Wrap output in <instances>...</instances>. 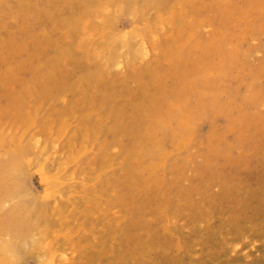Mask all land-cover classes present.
Returning <instances> with one entry per match:
<instances>
[{
	"label": "rangeland",
	"instance_id": "obj_1",
	"mask_svg": "<svg viewBox=\"0 0 264 264\" xmlns=\"http://www.w3.org/2000/svg\"><path fill=\"white\" fill-rule=\"evenodd\" d=\"M0 248L264 264V0H0Z\"/></svg>",
	"mask_w": 264,
	"mask_h": 264
},
{
	"label": "bare ground",
	"instance_id": "obj_2",
	"mask_svg": "<svg viewBox=\"0 0 264 264\" xmlns=\"http://www.w3.org/2000/svg\"><path fill=\"white\" fill-rule=\"evenodd\" d=\"M44 6V5H43ZM115 12V11H114ZM113 17V16H112ZM139 17V16H138ZM160 17V16H159ZM116 19V18H115ZM85 22V21H84ZM108 22V21H107ZM86 23V22H85ZM87 24V23H86ZM84 26V25H83ZM86 26V25H85ZM141 26V25H140ZM88 27V26H87ZM86 27V28H87ZM104 29V28H103ZM101 29V31H99V32H103L104 30H106V29ZM107 29H109V28H107ZM154 29V28H153ZM103 30V31H102ZM132 30V29H131ZM133 32V31H132ZM98 33V32H97ZM96 33V34H97ZM100 33V34H101ZM106 33V32H105ZM104 33V34H105ZM107 33H109V32H107ZM126 33V32H125ZM136 33V32H135ZM150 33V32H149ZM99 34V35H100ZM137 34V33H136ZM139 34V36H140V32L138 33ZM116 35V34H115ZM118 35H120V33L118 34ZM97 36V35H96ZM142 36V35H141ZM104 37H106V36H104ZM125 37H126V35L125 34H122L121 36H120V39H125ZM100 38V37H99ZM99 38H97V39H99ZM102 38H103V36H102ZM115 38V37H114ZM118 38V37H117ZM106 39V38H105ZM112 39V38H111ZM122 40H120V41H122ZM143 40V39H142ZM105 41V40H104ZM107 41H108V39H107ZM110 41V40H109ZM94 42V41H93ZM92 42V43H93ZM102 42V41H101ZM100 42V43H101ZM123 42H125V41H123ZM99 43V44H100ZM105 43V42H104ZM108 43V42H107ZM122 43V42H121ZM142 43H143V41H142ZM103 45H105V44H103ZM103 45H101V46H103ZM111 46V45H110ZM98 47V46H97ZM97 47H96V49H97ZM112 47V46H111ZM124 47V46H123ZM139 47V46H138ZM141 47H142V44H141ZM116 49V48H115ZM88 50V49H87ZM92 50V49H91ZM118 50H120V48H118ZM116 51V50H114L115 52H114V54L115 53H117V52H119V51ZM92 51H94V50H92ZM125 51V50H124ZM123 51V52H124ZM136 51V50H135ZM121 52V51H120ZM119 52V53H120ZM89 53V52H88ZM93 53H95V52H93ZM92 54V53H91ZM113 54V53H112ZM123 54V53H122ZM109 55V54H108ZM115 55H119V54H115ZM127 55V54H126ZM114 56V55H113ZM137 56V55H136ZM132 57V56H131ZM129 59V58H128ZM127 59V60H128ZM132 59V58H131ZM135 59V58H134ZM115 60V58H113V62L116 64V65H118L119 63H120V61L119 60H117L116 62L114 61ZM131 62V61H130ZM112 63V62H111ZM113 63V64H114ZM39 75V74H38ZM2 140V139H1ZM19 144V143H18ZM18 148V147H17ZM16 148V149H17ZM24 157V156H23ZM27 157V156H26ZM25 157V158H26ZM36 157V156H35ZM31 158V157H30ZM19 160V159H18ZM30 160V159H29ZM35 160V159H34ZM28 161V160H27ZM20 162V161H19ZM39 163V162H38ZM16 165V164H15ZM31 165V164H30ZM14 166V165H13ZM12 167V166H11ZM19 168V167H18ZM14 170V169H13ZM17 171V170H16ZM11 171H9V173H10ZM13 172V171H12ZM11 172V173H12ZM19 172V171H18ZM8 173V172H7ZM36 173H39L40 174V182L45 186V185H47V184H49V183H51L52 181L51 180H49L48 178H46V177H48V176H46V173L43 171V169H42V166L41 167H39L37 170H36ZM2 174H5V173H2ZM13 175V174H12ZM21 176V175H20ZM13 182V181H12ZM19 183V182H18ZM56 182H54V185H56L55 184ZM16 186V185H15ZM53 186V185H52ZM60 186V185H59ZM43 189H44V187H43ZM53 191H55V190H53ZM47 193H48V191H46ZM60 192V191H59ZM43 193V192H42ZM25 194V193H24ZM29 194V193H28ZM52 194V193H51ZM58 194V193H57ZM10 195V194H9ZM21 195V194H20ZM48 195V194H47ZM59 195V194H58ZM17 196V195H16ZM35 196V195H34ZM50 196V195H49ZM53 196H54V194H53ZM11 198V197H10ZM18 198H20V196H18ZM12 199V198H11ZM34 199H35V197H34ZM54 200V199H53ZM9 201V200H8ZM14 203V205H15V202H12V204ZM25 203V202H24ZM23 204V203H22ZM33 204V203H32ZM25 205V204H24ZM30 207H31V205H30ZM30 209H32V208H30ZM41 237V236H40ZM46 237V236H45ZM41 239V238H40ZM44 239V238H43ZM47 241H49V240H47ZM20 242V241H19ZM35 242H31V244L33 245ZM48 244V243H47ZM11 245V244H10ZM34 245H36V244H34ZM44 246H45V244H44ZM9 247V246H8ZM46 247V246H45ZM11 248H12V246H11ZM1 249V248H0ZM14 249V248H13ZM3 251H5V253H3L4 255H3V257L5 258V261H6V258L8 257V255H6V254H8V250L6 249V250H4V249H2ZM10 250V249H9ZM43 250H44V248H43ZM1 251V250H0ZM11 251V250H10ZM47 251V250H46ZM2 252V251H1ZM0 252V253H1ZM31 253V252H30ZM45 255V254H44ZM1 257V256H0ZM2 257V258H3ZM58 258V257H57ZM20 259V258H19ZM53 259V258H52ZM16 261V260H15ZM2 262H4V261H2ZM17 262V261H16ZM48 262H49V260H48ZM52 262V261H51ZM17 264V263H16Z\"/></svg>",
	"mask_w": 264,
	"mask_h": 264
}]
</instances>
